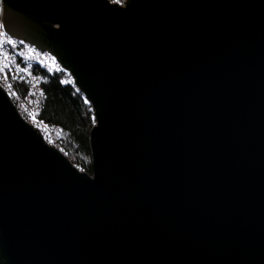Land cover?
I'll list each match as a JSON object with an SVG mask.
<instances>
[{
	"label": "water",
	"instance_id": "1",
	"mask_svg": "<svg viewBox=\"0 0 264 264\" xmlns=\"http://www.w3.org/2000/svg\"><path fill=\"white\" fill-rule=\"evenodd\" d=\"M91 106V173L0 87V264H264V0H0Z\"/></svg>",
	"mask_w": 264,
	"mask_h": 264
},
{
	"label": "built area",
	"instance_id": "2",
	"mask_svg": "<svg viewBox=\"0 0 264 264\" xmlns=\"http://www.w3.org/2000/svg\"><path fill=\"white\" fill-rule=\"evenodd\" d=\"M108 1L121 7L126 2V0ZM36 64L50 73L63 71L67 75V80L74 85L70 74L63 70L53 57L13 39L0 25V87L7 93L23 121L38 129L47 145L60 150V128L45 125L38 120L44 104V92L42 78L33 70ZM22 86L23 89L25 88V94L20 96L17 89Z\"/></svg>",
	"mask_w": 264,
	"mask_h": 264
},
{
	"label": "trees",
	"instance_id": "3",
	"mask_svg": "<svg viewBox=\"0 0 264 264\" xmlns=\"http://www.w3.org/2000/svg\"><path fill=\"white\" fill-rule=\"evenodd\" d=\"M34 72L42 78L43 108L38 120L61 130L59 148L80 170L91 173L89 132L95 123L91 106L63 71L48 72L38 64ZM23 96L25 88L19 87Z\"/></svg>",
	"mask_w": 264,
	"mask_h": 264
},
{
	"label": "snow or ice",
	"instance_id": "4",
	"mask_svg": "<svg viewBox=\"0 0 264 264\" xmlns=\"http://www.w3.org/2000/svg\"><path fill=\"white\" fill-rule=\"evenodd\" d=\"M9 43H11V41H9Z\"/></svg>",
	"mask_w": 264,
	"mask_h": 264
}]
</instances>
